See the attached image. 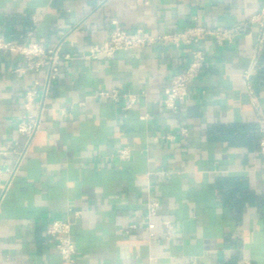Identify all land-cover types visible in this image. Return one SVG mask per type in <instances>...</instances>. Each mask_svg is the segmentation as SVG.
<instances>
[{
    "label": "crops",
    "instance_id": "1",
    "mask_svg": "<svg viewBox=\"0 0 264 264\" xmlns=\"http://www.w3.org/2000/svg\"><path fill=\"white\" fill-rule=\"evenodd\" d=\"M261 3L0 0V37L61 43V52L72 55L61 62L24 158L3 159L8 173L18 168L0 202V264H64L45 223L70 218L69 208L82 211L71 230L74 264H264V155L243 78L255 38L226 46L203 38L206 65L176 113L162 99L172 75L188 65L190 47L154 45L110 59L73 56L103 41L113 20L130 31H177L195 17L230 27ZM22 62L21 55L0 51V148L11 141L26 148L16 123L24 91L44 72L14 74ZM251 82L264 112V47ZM114 87L145 97L122 110L95 96ZM126 145L131 158L120 161L115 153ZM148 198L160 202L154 238L144 219Z\"/></svg>",
    "mask_w": 264,
    "mask_h": 264
},
{
    "label": "built area",
    "instance_id": "2",
    "mask_svg": "<svg viewBox=\"0 0 264 264\" xmlns=\"http://www.w3.org/2000/svg\"><path fill=\"white\" fill-rule=\"evenodd\" d=\"M254 27L257 29L255 36L253 35ZM205 37H210L218 46L231 45L239 37L255 38L250 62L243 72V78L245 91L255 109L256 122L260 133L258 152L264 155V112L261 108L258 94L251 82V76L258 65V60L264 47V0H262L258 11L254 15L230 27L202 25L199 23L198 18L195 17L191 25L177 31L149 32L143 29L130 31L124 28L117 20H113L112 28L103 41L93 43L84 51H80L73 56L81 59H98L101 57L110 59L119 51H133L154 45H169L176 48L181 46L190 47L191 54L188 65L172 75L169 85L164 90L162 99L165 108L176 113L179 109V103L187 98L192 81L201 75L206 65V54L201 47V41ZM0 51L17 53L23 57V62L12 70L14 74L34 73L39 75L44 72L42 79L36 76L32 84L24 91L23 114L16 123L17 133L25 137L26 148L23 150L19 149L18 141H11L5 147L0 148L1 202L6 191L10 188L12 177L18 168L17 166L16 169L8 173L4 167L3 159L15 154L18 156L19 164L24 158L30 143L42 127L41 116L45 101L53 80L58 76L61 62L63 59L71 58L72 55L61 52V43L48 46L41 42H16L3 37H0ZM95 96L105 101L117 103L122 110H129L145 97V92L129 93L114 87L101 90ZM81 104L83 105L84 103ZM60 111L62 115L68 113L66 107L61 108ZM142 118L145 119L146 115ZM187 132V128H180L179 133L181 135L185 136ZM171 137V135L166 136V138ZM131 154L132 147L129 145L120 147L115 153L120 161L129 160ZM5 172L9 174L6 179L4 178ZM159 207L160 202L157 199L148 198L145 202L144 219L147 222L150 238L157 236L154 231L155 223L153 218L157 215ZM68 212L71 217L66 220L56 218L46 222L45 232L54 241L55 248L64 264H74L77 251L71 230L78 218L81 217L82 211L69 208ZM163 223L171 231L172 223L168 220ZM134 227L135 225L130 226V228ZM245 264H248V262H245Z\"/></svg>",
    "mask_w": 264,
    "mask_h": 264
}]
</instances>
